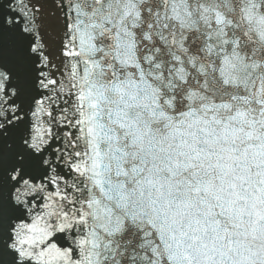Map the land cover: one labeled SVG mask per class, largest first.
<instances>
[{
	"label": "snow or ice",
	"instance_id": "1",
	"mask_svg": "<svg viewBox=\"0 0 264 264\" xmlns=\"http://www.w3.org/2000/svg\"><path fill=\"white\" fill-rule=\"evenodd\" d=\"M0 264H264V0H0Z\"/></svg>",
	"mask_w": 264,
	"mask_h": 264
}]
</instances>
